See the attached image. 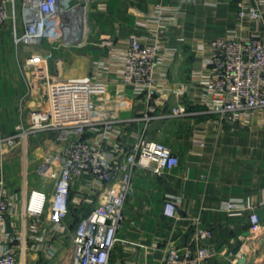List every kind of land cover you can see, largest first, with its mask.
I'll return each mask as SVG.
<instances>
[{
    "label": "built area",
    "instance_id": "built-area-1",
    "mask_svg": "<svg viewBox=\"0 0 264 264\" xmlns=\"http://www.w3.org/2000/svg\"><path fill=\"white\" fill-rule=\"evenodd\" d=\"M62 1L0 0V29L9 28L16 49L23 53L18 63L27 88L17 122L0 136V149L19 147L24 161L19 189H9L0 177V264H27L29 252L51 259L70 231L71 264H123L111 260V250L131 192L133 166L159 174L179 163L161 141L141 136L129 143L120 140L117 109L127 104V97L122 90L109 89L104 72L50 74V61L57 60L54 53L85 46L91 32L90 7L95 0H68L67 6ZM235 14L238 23L244 18L257 20L264 8L241 0ZM162 34L159 26L153 37L131 36L119 75V82L130 86L134 95L145 94L150 104L160 90L155 70ZM97 45L111 47L112 41L104 39ZM209 48L210 74L200 86L207 110L241 121L248 112L264 108V40L257 33L232 32L212 39ZM182 114L185 110L177 105L168 116ZM143 118L150 116L144 113ZM44 134L54 135L55 146L44 152L33 170L44 182L30 187L29 145L41 147ZM71 204L79 213L73 228L67 222ZM244 209L249 210L248 240H258L264 247V223L250 199L225 203L230 217ZM164 213L176 217V203L167 200ZM211 234L210 227H201L193 246L169 247L159 261L141 264H205L223 252L203 243ZM256 251L252 243H244L226 252L236 264Z\"/></svg>",
    "mask_w": 264,
    "mask_h": 264
},
{
    "label": "crops",
    "instance_id": "crops-1",
    "mask_svg": "<svg viewBox=\"0 0 264 264\" xmlns=\"http://www.w3.org/2000/svg\"><path fill=\"white\" fill-rule=\"evenodd\" d=\"M239 1L95 0L90 7L89 42L77 51L68 70H58L62 77L104 72L109 89L122 90L127 97V104L117 109L120 140L129 143L141 136L161 141L179 158L178 165L159 174L133 166L131 192L116 233L118 241L111 250L113 261H159L169 247L193 246L198 230L207 226L212 234L203 243L223 252L205 264H233L226 251L244 243H252L257 251L236 264H264V247L247 238L249 210L233 217L225 210L227 201L249 198L264 223V108L248 112L241 121H230L207 110L200 100V86L210 74L206 59L212 39L233 32L242 36L257 33L264 40V14L260 19L244 18L238 23L235 11ZM245 2L264 8V0ZM160 8L164 12L157 15ZM159 26L163 34L155 77L160 90L150 104L145 94L134 95L130 86L119 82V75L128 39L153 37ZM104 39L112 41L111 47L97 45ZM22 57L9 28H1L0 136L9 133L19 118L27 89L18 63ZM177 105L185 114L168 116ZM144 113L150 118H143ZM42 138L41 147L30 145L27 165L39 163L38 149L43 155L44 147L55 146L53 134ZM19 150L0 149V177L11 190L19 189L22 183ZM28 185L35 183L28 179ZM167 200L176 203V217L165 215ZM64 247L61 245L48 260L29 252L27 264H66Z\"/></svg>",
    "mask_w": 264,
    "mask_h": 264
},
{
    "label": "rangeland",
    "instance_id": "rangeland-1",
    "mask_svg": "<svg viewBox=\"0 0 264 264\" xmlns=\"http://www.w3.org/2000/svg\"><path fill=\"white\" fill-rule=\"evenodd\" d=\"M83 47H85V46H83ZM83 47H81V48L69 47V48H65L64 50H59L58 52L54 53V57L57 60L56 61H50V63H49V72H50V74L55 75V74L59 73L58 70L60 68H62V70H64V71L68 70L69 67L74 64L73 61H74V58H76L77 51L82 50ZM86 63H87V60H84V62H83V66L84 67L87 66ZM108 110H110V109H108ZM43 138L41 139V144L44 141ZM48 146L49 145H47V147ZM29 147H30V145H29ZM47 147H44V150H47L48 149ZM29 150L30 149H28V151ZM40 152H41V150L38 149V154H39V157H40L39 162L42 159V154H40ZM20 155H21L20 156V161H22V163H24L23 156H22V154H20ZM28 158H30L29 152L27 153L26 165H27V162H28ZM35 166H36V163H31V164L28 163V165H27V171H28L27 177H28L29 181H32V183H35V184L43 183L44 181H42L40 178H38L36 176V174L34 173V171H33ZM63 246H65L64 247V249H65L64 251H65V255H66L65 256L66 264H71V254H72L71 253V250H72L71 231L69 233H67V235L65 236V242H64Z\"/></svg>",
    "mask_w": 264,
    "mask_h": 264
},
{
    "label": "trees",
    "instance_id": "trees-1",
    "mask_svg": "<svg viewBox=\"0 0 264 264\" xmlns=\"http://www.w3.org/2000/svg\"><path fill=\"white\" fill-rule=\"evenodd\" d=\"M69 217H71L70 227L73 228L76 220L79 217V213L75 207L70 208Z\"/></svg>",
    "mask_w": 264,
    "mask_h": 264
},
{
    "label": "water",
    "instance_id": "water-1",
    "mask_svg": "<svg viewBox=\"0 0 264 264\" xmlns=\"http://www.w3.org/2000/svg\"><path fill=\"white\" fill-rule=\"evenodd\" d=\"M62 5L67 6L68 5V0H63L62 1ZM8 230H9V227H8Z\"/></svg>",
    "mask_w": 264,
    "mask_h": 264
}]
</instances>
